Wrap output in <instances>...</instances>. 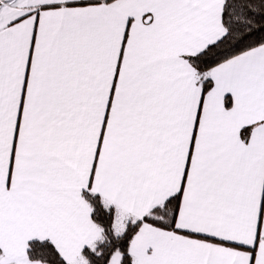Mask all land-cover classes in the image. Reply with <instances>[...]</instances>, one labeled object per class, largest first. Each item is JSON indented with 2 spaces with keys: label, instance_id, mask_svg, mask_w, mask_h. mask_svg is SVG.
<instances>
[{
  "label": "snow or ice",
  "instance_id": "1",
  "mask_svg": "<svg viewBox=\"0 0 264 264\" xmlns=\"http://www.w3.org/2000/svg\"><path fill=\"white\" fill-rule=\"evenodd\" d=\"M0 264H264V0H0Z\"/></svg>",
  "mask_w": 264,
  "mask_h": 264
}]
</instances>
